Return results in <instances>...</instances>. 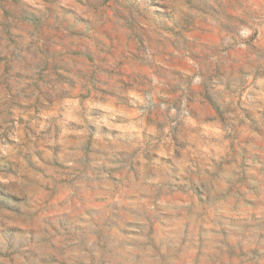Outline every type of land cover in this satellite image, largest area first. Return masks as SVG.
I'll return each instance as SVG.
<instances>
[{
	"label": "rangeland",
	"instance_id": "374dc122",
	"mask_svg": "<svg viewBox=\"0 0 264 264\" xmlns=\"http://www.w3.org/2000/svg\"><path fill=\"white\" fill-rule=\"evenodd\" d=\"M0 264H264V0H0Z\"/></svg>",
	"mask_w": 264,
	"mask_h": 264
}]
</instances>
